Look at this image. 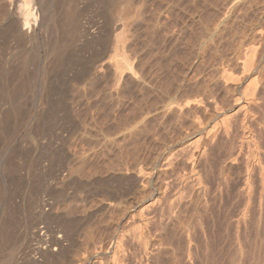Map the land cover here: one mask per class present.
<instances>
[{"label":"rangeland","instance_id":"obj_1","mask_svg":"<svg viewBox=\"0 0 264 264\" xmlns=\"http://www.w3.org/2000/svg\"><path fill=\"white\" fill-rule=\"evenodd\" d=\"M110 1L107 3L106 0V5L105 2H102L103 4L100 2V4L98 1H94L93 4L92 0H79L78 8L82 11V14L80 15L81 23L95 34H97L98 29L100 30L103 26L105 27L107 23H110L107 25H109V31L113 34L118 30H121L123 55L129 60L133 69L137 72V79L129 77L127 74L128 72L126 71L123 72L121 76H118L114 73L111 66L106 65L102 72L95 73L87 79L86 84L83 83V86L79 85L80 88L75 85V102L72 104L66 100L67 103L69 102L72 104L69 106V110L71 114L73 113V117L71 115L68 116L70 112H58L59 114H63L61 117L64 116L63 119L65 121L63 119L60 120V115L59 119L57 117L60 125L58 126L59 129H56L58 133L56 131L55 133H57L59 141L56 140L54 145L60 143L61 145L57 144L56 146H65V149L69 147L70 149L68 148L67 150H70L71 152L74 151L72 150L74 149V145L80 148V146H78L80 143H77V145L75 141H80L77 138L78 132H80L82 128H86L81 131L83 132L87 130L86 132L89 133L88 136H90L91 133L95 135L96 133L98 135L100 134L96 138L90 140L92 144L91 152H94L98 158L102 157V153L110 151L112 155V163L116 165V167L122 165L127 168L123 169L128 170V174L140 172L144 175L140 174L143 178V184L146 185L147 183L146 188L139 187L138 189L141 191L143 188L144 190L142 189V191H144V193L136 190V196L134 192L132 193L133 196L129 194L130 198H126L128 203L132 202V204H129L131 207L127 208L129 211L127 209L125 210L126 216H129L127 222H133L129 225L126 224L125 230L129 227L128 229L132 231V226H138V229L140 230L144 227L143 224L146 221L148 224L145 223V226L150 227L149 224L152 223H155V226L152 225L153 228H151L150 231L147 229L148 227H144L145 229H143L144 231H147L146 237L150 235L148 237L150 241L147 239V242H149L147 246L150 244V248L147 247V250L145 251V253L148 251L147 254L143 253V249L140 253L139 251H136L139 250L138 245L134 240H132L134 242H131V239L133 238L129 240L133 235H130V233H134L136 230H133L132 232H129V230L127 232L130 235H127V244L130 242L129 245L132 244L128 247H132L133 244L136 245V247L133 246V249H128L130 251L132 250L131 252H133L134 255L138 253L140 254L134 257L131 252H127L129 258H131L130 256H132V259L135 258V263L137 259L141 257L142 259L140 258L141 260H138L141 264L144 262V259L145 263L147 262L146 264H151L154 260L155 261L152 262L154 264H239L241 261H243L241 264L244 262V264H255L256 262V264H258L260 260L259 264H263L264 220L262 221L261 218L264 219V211H262L264 210V203L263 205L261 203L264 202V197L259 200L260 186L257 181L258 179L255 178L257 179L255 180L256 184H254L255 190H253V196L251 195L253 199L251 197L250 205L244 216L246 220H241L239 222L240 224L236 222V220L242 215L243 207L246 206V198H242L239 194L240 192H238L242 184L241 180L244 177V166L242 165L241 160H236V155L233 153L236 151V148L234 149L237 144L236 136L239 137V131L241 132V128H244V126H242V119L246 116L249 118L255 114H252L253 112L257 111L256 109L251 110L250 106L246 103L248 97H246L247 93L245 92H247V90L245 87H250V81H252V78L256 79L253 82L257 83L255 88L259 91L257 92L255 90L257 93L255 94L258 96L260 95L261 97L263 95L264 49L262 48L264 47L259 44H261V41L264 42V0ZM101 5H106L104 6L105 10H103V6ZM2 12L3 10H0V24L4 23L1 22ZM116 20L119 21L117 24ZM121 24L124 26L122 27ZM259 29H262V31H259ZM83 42L82 37H79L77 43L83 53L80 50L81 52L79 51V56H77L76 59L80 58L81 53V56H84V59L83 57L81 58L82 61L93 55L99 56V54L102 55L104 53L103 48L102 51L100 49L101 47L94 46V48H92L91 45H88L86 51L83 47H86L87 45ZM263 42L261 45H264ZM1 44L3 43L0 42V49L5 43L3 45ZM252 44L254 46L256 45L257 52L259 51L258 49L261 50V53L263 52V56L260 52H258L260 55L256 53L254 56V59L256 60L253 62L254 65H252L250 71L243 72L241 68L242 60L245 58V52L247 54L248 50H250L248 46L251 45L250 48H252ZM5 46L6 47L3 49L8 51L10 47L7 49V46H11V43ZM4 50L3 52L5 53ZM3 52H1V56ZM106 52L107 54L108 52L109 54L112 53V51ZM1 56L0 60L2 61L3 56ZM76 59L72 60L74 61V64L72 61L67 63L69 69L66 73L69 75H65L66 77L68 75L67 78L69 81L73 80V73H81L80 70L83 69L81 64L83 62H80L81 59H79L80 61ZM76 61H79L80 63H77ZM71 62L72 64H70ZM63 74L64 73H62V78H65V75ZM69 77L71 78L69 79ZM228 77H230V79H227ZM238 77L239 80L237 79ZM69 81L68 85H70V83L72 85L74 80L72 82ZM243 103L246 104V107L242 108L240 111H236L239 108L238 106ZM71 108L74 109V111ZM252 109H254V107H252ZM65 114H67L66 117ZM134 114L136 115V118L133 116ZM76 118L77 120H75ZM71 119L82 125V127L81 125L78 126L76 131L77 134L73 135L72 139L69 137L71 135L68 134L69 130H73V126L71 128V125H73V123L71 124V122H73ZM226 121L231 123L230 127H228V134L235 133L230 135L233 136L231 137L232 139L228 137L231 140H228V134L224 131V127L227 125ZM230 123H228V125ZM118 126H120V130L122 131L117 130ZM79 127L81 128L79 129ZM230 128H232V130H230ZM236 129H238V131ZM229 131L231 133H229ZM111 132L117 133L110 135ZM61 133L65 136L61 135ZM106 133L109 134V138L102 136ZM60 136H62L63 139L60 140ZM74 136H77L75 137V140L73 139ZM46 137L42 140L43 144H49L50 136L48 138V135H46ZM233 142L236 144H232ZM226 144L227 146H224ZM81 146L83 145L81 144ZM77 147L75 148L76 151L78 149ZM228 147L231 148L232 151H229L230 149ZM201 149H204L203 153ZM192 151H194V154L196 153L193 156L194 158L191 157ZM228 151L231 153L229 154ZM205 152L206 156H204ZM48 155V157H45V165L47 163L50 164L51 161V163H53L54 160L56 161V154L48 153ZM199 156H202V159ZM231 158L234 160L232 161ZM162 159L163 161L166 159L164 162H169L170 160L168 159H171L172 162L170 161L171 164L166 162L167 165L170 164L168 167L164 163L165 168H163L164 164L161 162ZM155 161H158V165ZM209 164L212 165L210 166ZM122 166L119 168H122ZM195 167L196 169H194ZM212 169H214L213 172ZM196 177H200L199 179L202 182L198 180V178L196 179ZM194 179L201 183L199 182L198 184V181L195 182ZM146 189L148 190V193H145ZM205 190L207 193L204 192ZM139 193L141 195L147 194V197L146 195L145 197L140 196L142 198L141 200L140 197L137 196ZM45 196L47 195L45 194ZM133 197L135 199L137 198L138 202L136 201L137 199L135 200ZM144 198L147 200L145 201ZM153 199H156V204ZM148 200L149 202L153 201L154 204L151 206L150 203H147ZM157 200L159 203H157ZM138 203L140 205H138ZM158 204L160 205L158 206ZM135 205L137 206L135 207ZM149 205L152 211L149 209ZM141 206L148 208L146 210L145 207L143 208ZM153 206H155V209L159 208L157 212V209L154 212V208H152ZM112 208H109L108 211L104 212L105 214L103 213V215L95 219L96 221L94 220L95 222L93 221V223H91L94 228L97 226L99 229H95V233H101L102 231L105 232L103 234L106 236V231L112 232V225L114 224V222L112 223V219L115 218L114 221L118 220L119 217L117 216L121 215V209H119V211L118 207ZM142 208L146 210V213L148 214H146ZM140 209L141 211L143 210V213L139 212ZM148 209L150 212H148ZM130 212L132 215L129 214ZM198 212H204L205 214H203L206 216L200 213L203 215L201 218L200 216L202 215L199 216ZM154 214H156L155 217ZM195 215L201 222H199L198 219L197 221H194ZM235 216L237 218L239 216V218L237 219ZM147 219H149V221ZM155 219L157 221H154ZM144 220L145 222H143ZM151 220L153 222H151ZM190 221L197 223L193 224ZM44 222L45 221L39 225L44 226ZM241 222L244 224L242 225ZM45 223L46 225L49 224L47 221ZM186 223L191 227V229L189 227L190 232L188 226H185ZM115 224L113 227H115ZM197 224L201 227L203 226V231L201 230V227L197 226ZM235 224L236 226L237 224L242 226L241 228L240 226H237L240 228L238 229ZM52 225L56 226V224ZM130 225L132 229L130 228ZM183 226L186 228L184 227V229ZM205 226L206 228H204ZM222 226L225 227L223 228ZM182 228L184 230H181ZM134 229H137V227ZM187 229L188 233H191L194 230L195 233L187 234ZM184 231L186 236L189 238L191 237L192 244H190L191 240L189 241L186 236L187 240H185V237L183 236L185 235ZM207 235L209 237H206ZM182 237L186 241V245ZM177 239H179L178 241L181 244ZM237 241L242 242V245L245 246L244 250H240L243 246L240 244L241 242L238 243ZM155 242L158 243L157 247L154 244ZM151 243L153 247L151 246ZM233 243H238L236 246L240 247L241 245V247H234L235 244ZM187 244L190 246L193 245L192 247L194 248ZM154 245L156 249L153 250ZM188 248L194 249L193 253L192 250L191 252H189V250V253H187L185 250H188ZM235 248L240 252L242 251L244 254L246 252V254L244 255L241 252V255H243L238 256L237 254H239V251ZM150 249L153 251H150ZM181 249H183L184 252L181 251ZM172 250H176L179 253L182 252L181 254H188L189 256L187 257L186 255L185 258L184 254H180V259L178 252L175 255L174 252L176 251L173 252ZM259 251L262 252V254ZM190 253L193 254L191 257ZM143 255H147L148 259L146 256L143 258ZM151 255L156 259H151ZM172 255L177 256L178 258L172 257ZM235 255H237L238 258L241 256L244 260H242L241 257L238 259ZM128 257L127 259H129ZM146 259L148 261H146ZM236 259H238V263L236 262ZM126 262L129 264H135L134 261H131L130 263L126 260ZM139 262L136 264H139Z\"/></svg>","mask_w":264,"mask_h":264},{"label":"bare ground","instance_id":"obj_2","mask_svg":"<svg viewBox=\"0 0 264 264\" xmlns=\"http://www.w3.org/2000/svg\"><path fill=\"white\" fill-rule=\"evenodd\" d=\"M94 1H98L99 3L100 2L106 3V0H92L93 4H94ZM109 1L110 0H107V3ZM78 2L79 0H0V10H3L1 22H4V23H1L2 25L0 24L1 25L0 42L3 44L5 43V45L11 43V46H7V49L8 47H10L8 51H5L3 48L6 46L1 44L3 45L1 49H3L6 54L3 52V50L0 49L1 50L0 54L1 52H3L2 53L3 57L0 55L3 58V59L1 58L2 61L0 60V264H126L128 263L126 262V260H128L130 263L131 261H134L135 263V260H134L135 258L132 259V256L135 257L136 255H138L140 251H142V249L144 250L143 253H145V251L147 250V247L150 248L149 246L150 244L147 246V244L149 243L147 242L149 240L148 237L150 235L146 237L147 231L143 230L145 229L144 227H148V226H145L146 224H148L147 221L146 222L145 220L143 221L146 224L144 223L143 224L144 227H142L140 230L138 229L139 228L138 226H135V227L132 226L133 228L132 229L130 225V228L132 229V231L133 230H136V231H134V233H130V235L131 234L133 235L129 238V240L133 238L131 239V242L135 241V243L138 245L139 248L138 247L137 248L139 250H136V251H139L138 254L134 255L133 252H131L132 250L131 251L129 250L130 248L133 249V246L136 247V245L133 244L132 247H128L132 245V244L129 245L131 242L127 244L128 243L127 235H129L127 232L130 229H128L129 227H127V230H125L126 224L129 225L133 222V221L132 222L129 221V223L127 222V219L129 218V216H126L125 210L128 207H131V205L129 204L130 203L132 204V202L128 203L126 198L129 197V194L133 196L132 193L134 192L136 196V190H138L139 187L146 188L147 181L144 180L146 181L144 182L146 183V185H144L143 178L141 176L143 174L140 172L128 174L129 173L127 172L128 170L123 169L126 167H123L122 165H120L122 166V168H119L120 166L116 167V165L112 163V160H111L112 155L110 151L102 153V157L98 158L94 152H91L92 144L90 140L96 138L100 134L98 135L96 133L95 135L91 133V135L88 136L89 133L86 132L87 130L83 132L81 131L82 129H86V128H82L80 132H78V135H77L78 137L74 136L73 138L75 140V137H77L80 140V141L78 140L79 142L75 141L76 144L80 143L79 145L77 144L78 146H80V148L74 145V149H72L74 151L71 152L70 150L69 151L67 150L69 147L65 149V146H63L65 149L64 150L62 146H59V147L56 146L58 143L54 145L56 140H58L59 138L57 136L58 132L56 130L57 128L59 129L58 126L60 125L58 123V119L63 115V114H59L58 112L60 111H63V113L66 111H67L66 113L70 112L69 106H71L73 102H75L74 94L76 93L74 90L76 87H79V85L83 86L84 84H86L87 79H89L95 73L102 72L106 65L111 66L114 73H116L118 76H121L122 73L126 71L128 72L127 74L129 77L137 79V76H136L137 72L133 69V66L129 62V60L123 55V51H122L123 40H122L121 30L120 31L118 30L115 34H113L111 31H109V25H107L110 23H107L105 27L103 26L104 29L103 27L100 30L98 29L97 34L88 30L81 23L80 15L82 14V11L78 8ZM106 5H101L103 6L102 7L103 10H105L104 6ZM96 6H100V5H96ZM118 22L119 21L116 20V24ZM121 26L123 27L124 25L121 24ZM259 31H262V29L261 30L259 29ZM79 37H82L83 41L85 42L83 43L87 45L86 47H83L85 48L86 51H87L86 48H88V45H91L92 48H94V46L101 47L100 49L102 51L104 49L103 51L104 53L102 55L99 54V56L93 55L90 58H87L82 61L81 58L83 57L84 59V56H81L83 51L81 50L79 44L77 43ZM262 42L263 41H261V44ZM261 44L259 45L264 47V45H261ZM250 46H248L250 50H248L247 54L245 52V55H244L245 58L242 60L241 68L243 72L250 71L252 65H254L253 62H255L256 60L254 59L255 54L258 52L261 53L260 49H258L259 51L257 52V47H255L256 45L255 46L253 45L252 48H250ZM80 50L82 51V53L80 54V58H77V59L78 60L81 59V61L80 60L79 61L83 62L81 63L83 66L82 67L83 71L80 70L81 73L78 72V74L73 73L72 79L75 82L72 80L73 84L71 85L70 83V85H68L69 80L67 77L69 74L66 72H68L67 70L69 69V67L67 66V63L72 60H75L76 57L79 56L78 54L81 52ZM105 50L112 51V53L109 54L108 52L107 54ZM260 53H258V55H260ZM94 54H97V53H94ZM79 61H76V62L78 63ZM72 62L74 64V61ZM72 62L70 64H72ZM257 67H258V63H257ZM62 73H64L63 75L68 74L67 77L65 75V78H62L63 77ZM66 78L68 81L66 80ZM70 78L71 77H69V79ZM227 79H230V77H228ZM237 79L239 80V77ZM251 80L252 81H250L251 83L250 87L249 88H247V86L245 87L247 90V92H245L247 93L246 97H248L246 103L248 106H250L251 110L256 109L257 111L253 112L252 114L254 113L255 114L250 116L249 118L248 116H246L242 119L243 120L242 126H244V128L240 127L242 129V130L240 129L241 132L239 131L240 135L238 134L240 138L236 136L237 144L235 142L232 143V144H236L235 145L236 147H234V149L236 148L235 149L236 151H234L233 154L236 155L234 156L237 159L234 157L233 158L236 160H241L242 165L244 166V167L242 166L244 170V177L241 180L242 184L239 189L240 191L238 190V192H240L239 194L240 196H242V198L244 199L246 198L245 199L246 206L244 205L245 207H243V211L241 213L242 215L240 216V218L238 216L239 219L235 216L238 220L236 219L234 220H236V222L238 223L241 220H244V219L246 220L244 216L246 215V211L248 209V206L250 205V200H251V197L253 196L252 193H253V190H255L254 189L255 187L254 184H256L255 180L257 179H258L257 181L260 186L259 200L260 198L264 197V112H263L264 89H263V95L261 94L262 97L260 95L259 96L256 95L257 90L255 86L257 85V83L253 82L256 79L252 78ZM72 81L70 80L69 82H72ZM260 88H261V85H260ZM66 100H68L72 104L69 102L68 104ZM238 107L239 108L236 111L242 110V108L246 107V104L243 103L242 105ZM252 107H254V109H252ZM72 110L74 111V109ZM70 115L72 116L73 113L71 114L70 112L68 116ZM66 116L67 114H65V117ZM133 116L136 118L135 114ZM63 117H61L60 120L63 119ZM75 120H77V118ZM72 123L73 125H71V128L73 126L72 128L73 130L68 131L69 132L68 134H70L71 136L67 134L69 137H71L70 139H72L73 135L77 134L76 132L77 128L79 125H81L75 121L71 122V124ZM226 123L227 125H225L224 131L226 132V134H228V127H230L231 123L229 121H226ZM228 123L230 124L228 125ZM81 127H79V129ZM118 128H117L118 131H122L120 130V126H118ZM232 128H230V130H232ZM236 130L238 131V129ZM55 131L57 133H55ZM113 133L115 134L117 132H111L110 135H112ZM229 133L231 132L229 131ZM106 134L102 136L108 137L109 134L107 135ZM232 134H235V133H232ZM232 134H228L227 138L233 137V136H230ZM46 135H48V138L50 136L49 144H43L42 142V140L44 139V137H46ZM61 135H64V134L61 133ZM60 137H61L60 140L63 139L62 136ZM231 139L228 138V140H231ZM214 143H217V142H214ZM81 144L83 146H81ZM75 146L78 148L77 151L75 149L76 148ZM224 146H227V144ZM231 148H229L230 149L229 151H232ZM203 151L204 149L202 150V153ZM193 152L194 151L191 152L192 158H194L193 156L196 154V153L194 154ZM48 153L56 154L55 155L56 161L54 160L55 162L53 161V163H51L52 162L51 161L50 164L47 163L48 164L47 166V164L45 165L44 161H45V157L49 156ZM230 153L231 152H229V154ZM204 156H206V152ZM168 160L171 161V159H168ZM164 161L162 159L161 162L163 164L164 163L166 164L167 161L166 162ZM170 161L167 163L171 164L172 161L171 162ZM155 162H157V165H158V161H155ZM159 162H160V159H159ZM165 164L163 165L164 166L163 168H165ZM168 165L166 164L167 167ZM194 169H196V167ZM214 169H212V172ZM197 178L198 177H196V179ZM199 178L198 180H200ZM196 179H194L195 182L198 181ZM212 180H215V179H212ZM200 181H198V184ZM164 186H165V183H164ZM142 189L141 191L139 190L138 191L144 193ZM146 192L148 193L147 189L145 193ZM204 192H206V190ZM45 194L48 197L45 196ZM145 195L147 197V194L141 195L140 193L137 196L145 197ZM141 197L140 199L142 200ZM133 199L135 198L133 197ZM136 201L138 202V199ZM134 202H133V205H134ZM147 203H150L151 206L154 204L153 201L149 202V200L147 201ZM157 203H159V201ZM263 203L264 202H262L261 204L263 205ZM155 204H156V201H155ZM138 205L140 204L138 203ZM159 205L160 204H158V206ZM136 206L137 205H135V207ZM112 207H118V210L121 209V211L120 210L119 211L121 212L120 214L122 216L118 214L119 216L117 217L119 218L118 220H115L117 222L114 221L115 218L113 219L111 218L113 220L112 223L113 222L114 224L116 223L115 227H113L114 224L113 225L111 224L113 228V229L111 228L112 232L106 231L107 233L106 236H104L103 234L105 232H102V231L101 233L96 232L98 234L97 235L95 233V229H98V228L96 225H95L96 228H94L91 223H93V221L97 217L103 215L104 212L108 211V209L109 208L111 209ZM141 207L144 208L145 206H141ZM203 207L206 208L205 206ZM147 208L145 207L146 210ZM152 208H154V212L156 209H157L156 212L159 209V208L155 209V206H153ZM149 209L152 211V209L150 208V205H149ZM143 210L141 211L140 209L139 212L143 213ZM146 210H144L145 213H146ZM150 210L148 212H150ZM200 213H199V216L202 215L204 212L202 214ZM129 214L132 215L131 212ZM203 215L200 217L202 218ZM155 216L156 214H154V217ZM194 217L196 218V215ZM195 218H194V221H197L198 218L196 219ZM159 219L162 220L161 218ZM261 219L262 221L264 220L263 218ZM147 220L149 221V219ZM43 221L45 222L47 221V223L49 224L46 225V223L44 222L45 225L40 226ZM154 221H157V220L155 219ZM194 221L193 222L190 221V222L193 224L197 223V222L194 223ZM151 222L153 221L151 220ZM52 224H56V226L55 225L53 226ZM154 224L155 223L149 224L150 227H148L147 229L150 231L151 228H153L152 225ZM239 224H237V226H240ZM243 224L244 223H242V225ZM186 225L187 223L185 224V226ZM185 226H183V228ZM197 226L201 227L198 224ZM136 227L137 229H134ZM189 227L190 226H188V229ZM202 227H201V230L203 229ZM183 228L181 230H184L186 227L184 229ZM204 228H206V226ZM237 228L240 229L239 227ZM188 229L186 230L187 234H191L195 231L194 230L193 232L188 233ZM190 229H189V232H190ZM132 231L130 230L129 232H132ZM262 231H263V228H262ZM238 234L239 233L237 231V235ZM183 236L185 237L186 233ZM186 237H185V240H187ZM206 237H209V236L207 235ZM190 238L188 237V240L189 241L191 240L190 244H192L193 242H192V239ZM178 240L179 239H177V241ZM154 244L157 247L158 243L155 242ZM236 244L234 247H237ZM240 244L242 245V242ZM155 245H154L153 250L156 249ZM185 245H186V241H185ZM151 246H152V243H151ZM181 246H184V245H181ZM192 246L193 245H191L190 247ZM240 247H237V248H240ZM244 247L245 246H243V248L241 247L240 250L242 249L244 250ZM192 248L191 249L188 248V250H185V251L189 253L192 250V253H193L194 249ZM153 250L150 249V251H153ZM178 251L174 252L175 255ZM181 251H183V249H181ZM127 252L128 253L131 252V254H133L132 256H130L131 258L127 256L129 255ZM147 252L145 254H147ZM241 252L239 251V254L237 255L238 256L241 255ZM181 253L178 252L179 255ZM260 253L262 254V252ZM183 254L185 255V253ZM181 255L179 257L180 259H181ZM186 255L187 257L189 256L188 254ZM186 255H185V258H186ZM192 255L193 254L190 253V257ZM145 256L148 259L147 255ZM145 256L143 255V258ZM153 256L151 257V259L152 258L156 259ZM127 257L130 260L127 259ZM172 257L178 258L177 256H173V255ZM240 257L238 259H240ZM259 257H260V254H259ZM139 259H137L136 263H138L142 258L140 260ZM147 259L146 261H148ZM238 259H236V262L238 261ZM152 262L151 264H154ZM241 262L239 264H241ZM143 263H145V259H144V262H142V264ZM139 264H141V262H139Z\"/></svg>","mask_w":264,"mask_h":264}]
</instances>
